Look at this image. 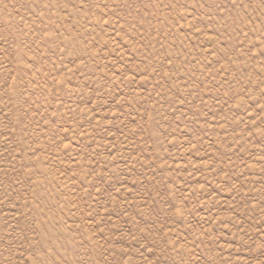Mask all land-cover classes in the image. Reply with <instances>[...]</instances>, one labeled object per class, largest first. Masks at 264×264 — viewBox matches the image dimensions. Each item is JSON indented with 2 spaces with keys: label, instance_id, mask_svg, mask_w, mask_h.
Here are the masks:
<instances>
[{
  "label": "rangeland",
  "instance_id": "374dc122",
  "mask_svg": "<svg viewBox=\"0 0 264 264\" xmlns=\"http://www.w3.org/2000/svg\"><path fill=\"white\" fill-rule=\"evenodd\" d=\"M0 264H264V0H0Z\"/></svg>",
  "mask_w": 264,
  "mask_h": 264
}]
</instances>
